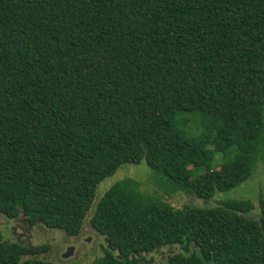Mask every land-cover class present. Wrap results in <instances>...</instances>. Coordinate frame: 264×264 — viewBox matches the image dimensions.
Listing matches in <instances>:
<instances>
[{
	"label": "trees",
	"instance_id": "16d2710c",
	"mask_svg": "<svg viewBox=\"0 0 264 264\" xmlns=\"http://www.w3.org/2000/svg\"><path fill=\"white\" fill-rule=\"evenodd\" d=\"M142 162L207 203L264 169V0H0V216L88 226L116 249L91 264H264V194L97 199ZM50 250L0 236V264Z\"/></svg>",
	"mask_w": 264,
	"mask_h": 264
},
{
	"label": "rangeland",
	"instance_id": "374dc122",
	"mask_svg": "<svg viewBox=\"0 0 264 264\" xmlns=\"http://www.w3.org/2000/svg\"><path fill=\"white\" fill-rule=\"evenodd\" d=\"M195 128L196 124L194 123ZM125 178L138 181L140 183V191L143 194L158 197L175 208L216 206L224 200L237 198H253L254 201H258L260 195L264 194V169L261 163L258 164L253 176L248 181L235 190L219 193L213 201L207 203L183 191L171 189L154 175V171L149 168L146 162H142L135 165L125 164L116 174L104 180L97 191V199L117 181ZM259 213L260 210L257 209L250 216L257 218ZM1 230L4 231L3 228ZM31 245H50L51 251L40 254L38 258L58 264H91L95 260L102 258L104 254L103 247L107 246L105 239L88 226L83 230L81 237H76V239L67 236L62 230L45 228V230L35 235ZM69 247L75 248L74 256L67 260L63 259V255ZM166 253L168 254L169 251H166ZM153 257H155L157 263L163 257V254H154Z\"/></svg>",
	"mask_w": 264,
	"mask_h": 264
},
{
	"label": "flooded vegetation",
	"instance_id": "af4514ba",
	"mask_svg": "<svg viewBox=\"0 0 264 264\" xmlns=\"http://www.w3.org/2000/svg\"><path fill=\"white\" fill-rule=\"evenodd\" d=\"M4 229L2 231L1 229ZM45 230L41 225H31L24 217L15 219H7L0 216V236L6 243H20L23 245H31L36 234ZM81 237L78 236L77 238ZM75 238L76 237H72ZM51 251V250H50Z\"/></svg>",
	"mask_w": 264,
	"mask_h": 264
},
{
	"label": "water",
	"instance_id": "95a60500",
	"mask_svg": "<svg viewBox=\"0 0 264 264\" xmlns=\"http://www.w3.org/2000/svg\"><path fill=\"white\" fill-rule=\"evenodd\" d=\"M90 242V240H88ZM106 243H107V247L108 249L112 250V251H116V249H114L112 247V245L110 244L109 240L106 238L105 239ZM74 251H75V248L74 247H69L66 251V253L63 255V259H70L74 256Z\"/></svg>",
	"mask_w": 264,
	"mask_h": 264
}]
</instances>
